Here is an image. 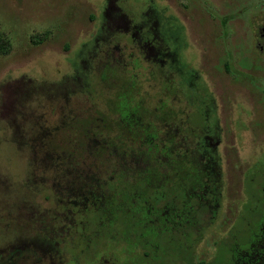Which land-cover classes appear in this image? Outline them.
I'll use <instances>...</instances> for the list:
<instances>
[{"label":"rangeland","instance_id":"1","mask_svg":"<svg viewBox=\"0 0 264 264\" xmlns=\"http://www.w3.org/2000/svg\"><path fill=\"white\" fill-rule=\"evenodd\" d=\"M114 2L133 23L145 21V12L151 10L149 15L156 17L165 39L173 37L175 30L180 71L174 76V86L163 84L162 88L173 92L175 87L178 92L175 101L166 92V106L198 108L200 104H189L191 94L200 86L207 92L197 95V100L206 110L203 116L210 118L206 123L208 135L217 142L220 194L211 221L202 225L188 248V259L191 264H228L235 247H245L264 226V93L250 82L264 88V74L250 70L248 76L235 77L224 71L223 62L228 59L231 70L239 72V56H231L236 50L234 44L238 40L243 48L247 38L252 39L249 33L263 16L255 9L264 0ZM107 3L0 0V34L9 44L8 50L0 53V264H92L90 255L78 253L71 257L62 254L60 248L48 253L31 243L35 213L52 204L51 189L39 182L43 179L32 172V167L39 165L34 151L43 148L42 133H47L62 115L61 104L79 100L78 95H69L77 83L69 81L68 76L86 71L97 75L106 71L105 65H117L111 56L102 57L99 64L98 60H87L96 37L104 46L106 41L118 40L119 51L123 52L120 56L128 64L123 68L125 74H136L147 106L156 104L158 97L165 98L157 64L141 56H125L129 49L126 33H101L107 20ZM171 42L168 39L173 47ZM192 70L198 78L190 88ZM88 78L90 89L92 86L105 91L106 80L92 83V77ZM163 236L155 254L144 256L140 248L118 254V248L110 247L111 256L116 255L114 261L100 254L93 264H188L178 260L183 254L180 250L185 249L176 245L181 235L173 233L170 241L168 234ZM192 238H187L188 242ZM91 249L97 254L99 243Z\"/></svg>","mask_w":264,"mask_h":264},{"label":"trees","instance_id":"2","mask_svg":"<svg viewBox=\"0 0 264 264\" xmlns=\"http://www.w3.org/2000/svg\"><path fill=\"white\" fill-rule=\"evenodd\" d=\"M8 45L0 34V53ZM105 67L97 75L68 76L77 83L69 95L79 100L61 104L62 115L42 133L44 141L36 134L43 148L34 151L39 165L32 172L51 189L52 204L35 213L31 243L71 257L90 255L93 264L100 254L114 261L110 247L118 254L137 248L144 256L155 254L163 235L170 241L177 232L176 245L185 247L178 260L191 264L188 248L218 206L217 142L199 109L166 106V93L149 107L136 74ZM89 76L92 83L106 80L105 91L90 89ZM228 261L264 264V226Z\"/></svg>","mask_w":264,"mask_h":264},{"label":"flooded vegetation","instance_id":"3","mask_svg":"<svg viewBox=\"0 0 264 264\" xmlns=\"http://www.w3.org/2000/svg\"><path fill=\"white\" fill-rule=\"evenodd\" d=\"M255 10L258 14L263 13V16L259 17L260 19L257 20L252 32L249 33V36H252V39H250V37L247 38V41H249L243 48L242 43L237 40V42L234 44L236 50L234 54L231 53V56H239L236 60L238 63L239 72L231 70L228 59L224 60L223 62L224 71L226 73L232 74L235 77L248 76L246 72L250 70L258 71L264 74V3H259ZM149 14H152L151 10L145 12V21L133 23L129 18L126 17L124 13L121 12V9L115 4L114 0H108L105 10L107 20L101 33L105 32L106 30L121 31L126 33L127 38L129 39V49L127 50L125 56H128L129 58H133V56H141L142 59H149L151 63L157 64L159 68L158 70L159 79L161 81V89L164 91L162 94L169 92L171 99L175 101L176 97L174 96L177 95V88L174 87L173 92L170 91V89L165 90L162 88L163 84H166L169 88L174 86V76L180 71V66L178 63L180 49L178 50L176 48L175 30L172 32V34H174L173 37H166L165 39L164 33L160 32L158 28V20L156 17H153ZM98 39H101V37H98ZM168 39L169 41L172 40L171 45L173 47L169 46ZM95 42V46L90 50L89 53L90 60L100 61L102 57L107 58L111 56V59L117 63V66L125 68L128 65L127 62L123 61V58L120 56L123 54V52L119 51L120 47L117 44V39H114V41L110 43L109 41H106L108 44L105 46L97 42V37ZM205 49L207 50L208 48L205 47ZM224 55L228 56V53L225 51ZM189 76L191 79L193 78V81L191 80L189 85L190 88H192L194 86V80L198 78V73L192 70L189 72ZM250 82L256 90L264 93V88L254 85L252 80H250ZM203 87L204 86H200L199 88L201 89L198 91L194 89V95L192 96L191 94V97L189 98V104H200L198 108L191 106V109L193 111L199 109L202 113V116L206 113V110L202 109V102L200 103V101L197 100V95L201 97L207 93ZM203 117L205 123H207V121L210 119L209 117ZM251 119L253 120V118ZM47 252L50 253V250Z\"/></svg>","mask_w":264,"mask_h":264}]
</instances>
